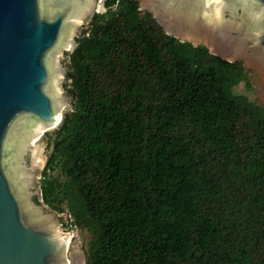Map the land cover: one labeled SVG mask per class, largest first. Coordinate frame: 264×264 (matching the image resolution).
Listing matches in <instances>:
<instances>
[{"label": "trees", "instance_id": "obj_1", "mask_svg": "<svg viewBox=\"0 0 264 264\" xmlns=\"http://www.w3.org/2000/svg\"><path fill=\"white\" fill-rule=\"evenodd\" d=\"M66 58L42 204L84 237L85 264H264V107L242 62L105 0ZM48 136V134H46Z\"/></svg>", "mask_w": 264, "mask_h": 264}, {"label": "water", "instance_id": "obj_2", "mask_svg": "<svg viewBox=\"0 0 264 264\" xmlns=\"http://www.w3.org/2000/svg\"><path fill=\"white\" fill-rule=\"evenodd\" d=\"M136 1L167 35L248 64L264 88V0ZM96 2L0 0V264H69L68 233L40 199L41 134L61 123L58 58Z\"/></svg>", "mask_w": 264, "mask_h": 264}, {"label": "rangeland", "instance_id": "obj_3", "mask_svg": "<svg viewBox=\"0 0 264 264\" xmlns=\"http://www.w3.org/2000/svg\"><path fill=\"white\" fill-rule=\"evenodd\" d=\"M103 2H104V0H98V2H96V10L93 11L92 15L94 13L103 12V10H104L103 9ZM87 27L85 29H81L77 36L71 37V40L73 43H75L74 40L76 38L80 37L81 34L87 29ZM73 48H74V44H73ZM65 52H67V51L63 50L61 52L59 58H58V65L62 68L60 89H61V93H63L65 96V106L61 110L62 119H63L64 114L71 112L72 105H73V98L67 92L68 88H65V86H64L66 83L65 82V73H66V64H65L66 62H65V60H66V58L64 56ZM67 53H70V52H67ZM241 62L245 66L246 75L248 77L250 89H246L244 84L241 83L239 86H237L235 88L234 92L238 95L245 96L250 101L255 102V103L259 104L260 106L264 107V88L262 87L258 77L256 76L255 72L252 70V68L248 64L244 63L243 61H241ZM55 129L49 130L48 132L41 135L43 157H42V163H41V168H40V173H39V179L41 176V171H42V169L45 165V162L47 160V157L51 152V140H50V138H52V133ZM46 134H48V136H46ZM40 199H41V197H40ZM41 203H42V201H41ZM44 207L46 208V210L49 212V214L53 218L54 223L56 225L57 232L58 233H68L70 236H72L71 237L72 241L70 242L71 244L68 248V254L66 256L67 259L69 258V260L72 261V258L75 257L79 261V263L82 264V259L84 257L83 251H82V244L85 240L84 237L82 236V234L80 233V231L78 229L69 226V221L67 220L65 214L57 215L56 213L49 211V209L46 206H44Z\"/></svg>", "mask_w": 264, "mask_h": 264}, {"label": "bare ground", "instance_id": "obj_4", "mask_svg": "<svg viewBox=\"0 0 264 264\" xmlns=\"http://www.w3.org/2000/svg\"><path fill=\"white\" fill-rule=\"evenodd\" d=\"M41 135H42V134H41ZM68 236H69V238H70V242H71V239H72L71 237H72V236H70L69 234H68ZM70 242H69V245H68L67 250H66V256H67V254H68V248H69V246H70V244H71ZM71 255H72V254H71ZM72 256H73V255H72ZM66 258H67V257H66ZM67 260L69 261V264H80L79 261H78L75 257L72 258V261H70L69 258H68Z\"/></svg>", "mask_w": 264, "mask_h": 264}, {"label": "flooded vegetation", "instance_id": "obj_5", "mask_svg": "<svg viewBox=\"0 0 264 264\" xmlns=\"http://www.w3.org/2000/svg\"><path fill=\"white\" fill-rule=\"evenodd\" d=\"M97 0H95V2H96ZM92 7V4L90 5V7L89 8H91ZM255 60V59H254Z\"/></svg>", "mask_w": 264, "mask_h": 264}, {"label": "built area", "instance_id": "obj_6", "mask_svg": "<svg viewBox=\"0 0 264 264\" xmlns=\"http://www.w3.org/2000/svg\"><path fill=\"white\" fill-rule=\"evenodd\" d=\"M105 1V0H104Z\"/></svg>", "mask_w": 264, "mask_h": 264}]
</instances>
